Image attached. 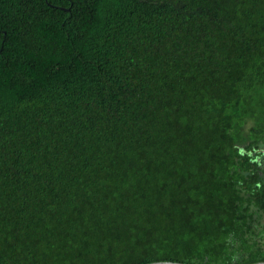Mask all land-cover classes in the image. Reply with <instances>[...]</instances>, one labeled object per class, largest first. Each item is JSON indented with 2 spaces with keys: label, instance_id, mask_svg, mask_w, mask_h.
Wrapping results in <instances>:
<instances>
[{
  "label": "trees",
  "instance_id": "obj_1",
  "mask_svg": "<svg viewBox=\"0 0 264 264\" xmlns=\"http://www.w3.org/2000/svg\"><path fill=\"white\" fill-rule=\"evenodd\" d=\"M264 0H0V264L264 260Z\"/></svg>",
  "mask_w": 264,
  "mask_h": 264
},
{
  "label": "flooded vegetation",
  "instance_id": "obj_2",
  "mask_svg": "<svg viewBox=\"0 0 264 264\" xmlns=\"http://www.w3.org/2000/svg\"><path fill=\"white\" fill-rule=\"evenodd\" d=\"M241 151L249 155L250 162L253 163V168L258 172V175L251 179L252 186H262L264 188V143L260 146H253L250 150L246 151L245 148H241ZM263 216L261 217V224L257 227V233H260L258 238L264 244V211H261Z\"/></svg>",
  "mask_w": 264,
  "mask_h": 264
},
{
  "label": "water",
  "instance_id": "obj_3",
  "mask_svg": "<svg viewBox=\"0 0 264 264\" xmlns=\"http://www.w3.org/2000/svg\"><path fill=\"white\" fill-rule=\"evenodd\" d=\"M144 264H195V263H187V262L171 261V260H157V261L147 262ZM245 264H264V260H260L252 263H245Z\"/></svg>",
  "mask_w": 264,
  "mask_h": 264
}]
</instances>
